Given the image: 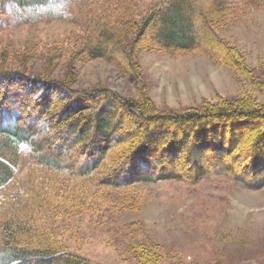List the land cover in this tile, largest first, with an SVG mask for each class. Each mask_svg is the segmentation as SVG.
<instances>
[{"label": "trees", "instance_id": "trees-1", "mask_svg": "<svg viewBox=\"0 0 264 264\" xmlns=\"http://www.w3.org/2000/svg\"><path fill=\"white\" fill-rule=\"evenodd\" d=\"M60 1L0 0V15L10 6L20 24L32 25L55 18L43 11ZM150 1L145 7L141 0H119L113 14L105 16L106 4L101 18L90 16L93 24L86 22L62 80L9 68L11 60L0 58V264H97L70 251L47 223L49 212L82 210L93 198L109 204L117 195L119 205L135 207L159 182L197 184L216 175L245 190L264 189V102L252 92L174 108L158 106L146 88L135 99L73 87L74 63L98 59L141 78L138 55L147 49L207 56L264 98V66H249L217 34L237 7L225 0ZM240 7L261 10L264 0H240ZM65 58V48L45 55L51 64ZM25 161L28 187L14 182ZM139 245L130 248L138 264H160L157 248Z\"/></svg>", "mask_w": 264, "mask_h": 264}, {"label": "rangeland", "instance_id": "rangeland-1", "mask_svg": "<svg viewBox=\"0 0 264 264\" xmlns=\"http://www.w3.org/2000/svg\"><path fill=\"white\" fill-rule=\"evenodd\" d=\"M225 1L237 9L227 27L217 31L218 36L239 50L249 66H264V9L241 8L240 0ZM118 2L62 0L43 11L55 18L32 25L20 24L16 9L5 7L0 15V58L11 60L9 68L62 80L70 67V52L86 35L84 28L93 24L91 18H101L106 4L105 16L113 14ZM150 3L141 0L145 7ZM53 48H65L66 58L47 62L45 55ZM28 54L37 57L23 65L20 59ZM138 62L141 78L135 80L102 59L74 63L73 87L108 88L135 99L146 88L160 107L196 106L242 92H252L264 102L246 79L235 77L207 56H169L142 49ZM29 177L25 161L16 168L14 182L28 187ZM118 201L119 196L113 195L109 204L93 198L82 210L59 208L48 213V227L70 251L97 264H138L130 249L134 244L157 248L160 264H264V189L245 190L226 176L216 175L197 184L159 182L149 187L135 207Z\"/></svg>", "mask_w": 264, "mask_h": 264}]
</instances>
